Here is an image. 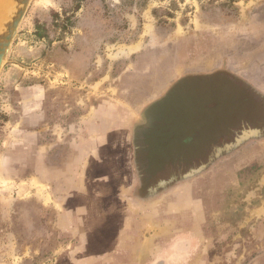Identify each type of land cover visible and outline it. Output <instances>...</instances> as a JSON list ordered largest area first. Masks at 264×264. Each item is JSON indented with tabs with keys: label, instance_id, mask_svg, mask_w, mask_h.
I'll return each mask as SVG.
<instances>
[{
	"label": "rangeland",
	"instance_id": "1",
	"mask_svg": "<svg viewBox=\"0 0 264 264\" xmlns=\"http://www.w3.org/2000/svg\"><path fill=\"white\" fill-rule=\"evenodd\" d=\"M204 70L168 96L155 92L151 105V86ZM251 83L264 87V0H31L0 74V154L3 140L19 138L12 127L28 141L37 131L22 103L31 86L44 88L42 147L73 141L86 108L117 109L102 115L104 159L89 160L81 177L77 153L62 145L41 182L31 179L33 147L13 149L21 177L10 180L29 190L4 226L6 264H264V137L177 183L207 161L172 160L182 140L199 133L202 142L210 127L218 136L231 124L229 145L251 131L239 128L264 113ZM149 105L155 116L145 123ZM118 118L120 141L107 153ZM33 180L39 194H30Z\"/></svg>",
	"mask_w": 264,
	"mask_h": 264
},
{
	"label": "crops",
	"instance_id": "2",
	"mask_svg": "<svg viewBox=\"0 0 264 264\" xmlns=\"http://www.w3.org/2000/svg\"><path fill=\"white\" fill-rule=\"evenodd\" d=\"M202 73H181L178 77V80L176 81L175 85H171V86H165L164 89L165 91H163V86H157L156 88H152V86L150 87L149 91L146 92L147 95H155V92H160V94L162 92H166L165 96H168L167 94H169L170 89L172 88V86H176L177 88H179V83L180 82H192L193 80H198L200 78H203L201 76H205L207 74H211L209 72H211V70H204L201 71ZM186 87H189V85H185ZM193 86V85H192ZM251 86H253V89L251 90L256 96L259 95L260 98L264 97V87L261 84H254L251 83ZM181 87H184L181 85ZM190 88V87H189ZM157 89V90H156ZM29 93L28 95V100L23 99V107L25 109V114H32V117L36 119V124L35 126H37V131L35 134H33V139L31 141H28L27 139H25V137H22V135L24 133L23 130H21L20 126H16V127H12L11 128V134H16L19 133V138H16V140L14 141H10V140H3V143H6V145L4 146V152L3 154H0V226H2L1 230H0V264H6L7 263V259L9 257L12 256L11 250L8 249L9 246V238H8V234L5 233V228L4 226H7L8 222L12 219L13 216V208H14V203L17 201V198L19 197H23V194H26L29 190V186L27 187L26 185L28 184V182L26 181H20V182H15L12 181L10 179L13 178H19L21 177V174H18L19 172V168H18V160L19 158L17 157V155H15L13 149H22V150H30L31 147H33V159L35 162V165L38 166V168L35 170L34 174H33V178L34 180H40V178L42 177H47V179H50V177H52L53 172H56V170H53L54 168H52V165L50 164V161L52 159L53 154H56V150L58 149V147H60L61 145L63 146L64 150H66L67 152L70 153H77L76 155H78L79 157V163H80V170L82 171V173H80V177L84 175V172L87 173L88 170V163L90 164V162H99L100 160L104 159V145H103V141L106 138L105 136L108 135L107 131H105V122L103 121L102 115L104 113H111V114H115L114 106H94L90 111L85 110V114H81L80 115V121L78 123V125H76V127L78 126V135L76 138H74V140H54V142H48L46 145H44V147L41 146V139H40V132L42 131L39 127L40 122L43 118V106H42V102L44 101V88L41 85H35V86H31L28 88ZM154 101L151 102V105L153 104V102H155L157 100V97H153ZM261 104L264 102H260ZM149 105V107L145 108L144 111V118H145V123L148 122V120L153 118V116H155V111L153 109V106ZM81 109V108H80ZM28 110V111H27ZM150 112V113H149ZM228 114H230L226 109L223 111V116L224 119L226 117V115L228 116ZM127 117L124 119L126 120L129 124H133L136 121V112L135 110L132 109V111H130V109L127 110L126 112ZM118 122L115 124L113 123V120L111 121L113 124L112 126L115 124L114 127H110L106 130H108V132L110 131L109 136H111V142L108 141L106 148H107V153L112 152L115 153V148L114 145L115 143L113 142L114 137L117 138V141H120V124L121 121L119 120V118L117 119ZM231 122V118L229 117ZM225 122V120H223ZM247 124L241 125L239 128V131H243L244 129H258V130H264V113L261 112V110L259 109V113L254 114H249ZM109 122V121H108ZM133 122V123H132ZM110 124V123H109ZM13 126V125H12ZM48 129L50 131V134L52 133L53 129L52 128V124L49 123L48 124ZM68 128H65V130ZM75 129V128H74ZM211 133H209V135L205 136V138L203 139L204 141L199 142L198 137H199V133L194 135V138L192 137L191 142L186 143V140H182L181 141V145H179V148L177 149V152L172 153L173 155H177L180 156L178 158H174L172 160H178V161H187V160H198V161H205V160H209V158L207 157H201L202 153L205 151H208L206 149H201L202 147H211L212 149L210 150V154L214 153L216 147H222L225 145H229L231 143V135H230V131H231V124H229L226 127V123L224 126H222V128H220V132L222 131L223 133H219L220 135L217 136L216 131L214 128L210 127ZM227 130V133H226ZM10 134V135H11ZM253 140L251 143H248L247 146H251L253 143H256L257 140L256 139H251ZM1 141V140H0ZM10 141V142H9ZM259 143V142H258ZM93 145L94 147H96V153H93V150H88L87 148L89 145ZM131 142L127 143V145H130ZM92 146V147H93ZM36 147V148H35ZM201 147V148H200ZM195 148V149H194ZM128 152H129V146H128ZM73 153V154H74ZM90 154V157H89ZM93 154V155H92ZM98 156H97V155ZM171 154V155H172ZM94 155L96 157H94ZM110 155V157H112V154H108ZM199 155V157L195 158V159H191L188 156H196ZM233 155V154H232ZM90 160V162H89ZM83 162H85V165H81ZM76 163V162H75ZM97 164V163H96ZM13 165H15V168L13 167ZM18 170V172H17ZM76 169H74V172ZM85 173V174H86ZM32 181V189H31V193L30 194H34L35 192H37L38 189H35V181ZM41 182V180H40ZM26 186V187H25ZM35 193V194H39ZM72 193V192H70ZM73 194L70 195L69 198L73 197Z\"/></svg>",
	"mask_w": 264,
	"mask_h": 264
},
{
	"label": "water",
	"instance_id": "3",
	"mask_svg": "<svg viewBox=\"0 0 264 264\" xmlns=\"http://www.w3.org/2000/svg\"><path fill=\"white\" fill-rule=\"evenodd\" d=\"M12 5L10 9L9 19L4 23V27L0 31V74L5 64V60L9 54L15 36L19 30L23 19L27 13V9L31 0H11ZM252 134H257L256 131H252ZM247 134V133H246ZM239 144V143H238ZM237 144V145H238ZM231 146H227L230 148ZM213 161H209L205 165H201L197 168L190 170L187 173H183L180 177L174 179V183L179 181H185L187 179H191L200 173L206 171L211 165Z\"/></svg>",
	"mask_w": 264,
	"mask_h": 264
},
{
	"label": "flooded vegetation",
	"instance_id": "4",
	"mask_svg": "<svg viewBox=\"0 0 264 264\" xmlns=\"http://www.w3.org/2000/svg\"><path fill=\"white\" fill-rule=\"evenodd\" d=\"M252 131H256L257 134H252ZM243 133V135H239L236 138V141L233 145H225L224 147H221L220 149H217V151H215L214 153H212L209 157V160H205L207 161V163L209 161H213V163H215L216 161H218L219 159H221L222 157H227L230 156L232 154H234L238 148L247 140L250 139H257V138H263L264 137V131L262 130H258V129H252L251 131H248ZM237 142V143H236ZM239 143V144H238ZM238 144V145H237ZM227 146H231L230 148H227ZM213 156V157H212ZM222 156V157H221ZM206 157V156H204ZM212 157V158H211ZM212 163V164H213ZM205 165V164H203ZM201 166V165H200ZM187 173V172H186Z\"/></svg>",
	"mask_w": 264,
	"mask_h": 264
},
{
	"label": "bare ground",
	"instance_id": "5",
	"mask_svg": "<svg viewBox=\"0 0 264 264\" xmlns=\"http://www.w3.org/2000/svg\"><path fill=\"white\" fill-rule=\"evenodd\" d=\"M11 0H0V31L4 27V23L9 19Z\"/></svg>",
	"mask_w": 264,
	"mask_h": 264
},
{
	"label": "trees",
	"instance_id": "6",
	"mask_svg": "<svg viewBox=\"0 0 264 264\" xmlns=\"http://www.w3.org/2000/svg\"><path fill=\"white\" fill-rule=\"evenodd\" d=\"M80 7H81V6H80L79 4L76 5L75 8H74V11H78V10L80 9Z\"/></svg>",
	"mask_w": 264,
	"mask_h": 264
}]
</instances>
